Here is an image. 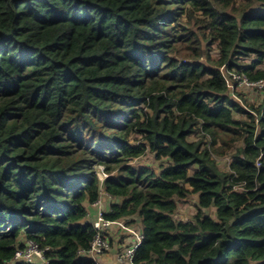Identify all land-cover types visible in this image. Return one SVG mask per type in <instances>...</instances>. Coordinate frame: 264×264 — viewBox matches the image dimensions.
I'll return each mask as SVG.
<instances>
[{"label": "trees", "instance_id": "1", "mask_svg": "<svg viewBox=\"0 0 264 264\" xmlns=\"http://www.w3.org/2000/svg\"><path fill=\"white\" fill-rule=\"evenodd\" d=\"M198 12L216 68L173 59ZM244 76L264 83V0H0V264H25L21 239L47 264H97L80 251L103 189L107 220L140 222L134 264H264V104L230 98ZM227 135L244 146L223 172ZM149 152L158 175L128 166ZM191 194L194 221L176 222Z\"/></svg>", "mask_w": 264, "mask_h": 264}, {"label": "rangeland", "instance_id": "2", "mask_svg": "<svg viewBox=\"0 0 264 264\" xmlns=\"http://www.w3.org/2000/svg\"><path fill=\"white\" fill-rule=\"evenodd\" d=\"M238 5L240 4V0H235ZM214 5L219 8V6L214 3ZM179 30H182V34H184L185 39L180 42L178 51L173 55V59L175 61L185 63H194L197 60L194 58L195 55L200 56L199 62L206 64L209 68H216L215 64H213L214 60L219 59V49L217 48V44H211L209 40L205 39V37L209 38L208 31L206 29V19L202 17L201 12L195 13V17L192 19H188L184 17L182 19L181 27L178 29V35ZM190 34H193L192 37H190ZM206 34V35H205ZM197 39V42L193 41ZM195 48H198V50H195ZM209 57L211 59H209ZM243 62V61H242ZM244 62L249 63V60H245ZM243 62V63H244ZM245 64V63H244ZM221 72H224V69H221ZM225 74V72H224ZM245 80H249L247 77H243L242 82H240V85L238 88L233 87V81H229L230 86V98L240 104L242 108H244L247 113L253 114L254 117L257 116L255 114V110H258L262 105L264 104V85L257 82L252 83L250 86H248L245 83ZM237 92L234 94L233 92ZM237 94H240L237 95ZM235 114V119L237 121H247V116L239 115L238 113ZM204 139V136H202V133L197 134L193 137H190L191 142H199ZM206 142V139H205ZM208 145L210 143V138H207ZM244 146V139H236L233 136H223V140L217 145V147L213 148L215 150V153L213 155L215 161L217 162L219 168L223 172H229L230 171V165L233 162V157L238 154L239 150L243 148ZM217 151V152H216ZM167 164V161L159 162L156 160L155 155L152 153H147L142 159H137L128 164V166L135 168L137 170L147 168L151 171H153L155 174H159L161 171V166H164ZM121 168L113 171L111 174L107 173L105 171V167H98L97 169V175L101 182H104L107 178L110 177H116L119 174V171ZM97 202H100V206H95ZM118 200L112 199L108 196V194L103 189V193L100 195L98 200L94 202L91 206L88 207V213L86 221H97L98 220V213L100 208L103 210L106 215L110 213L111 206L115 203H118ZM178 209L176 214L173 216V219L176 222H193L196 214L199 211V196L195 194H191L187 199L185 200H178ZM205 214L207 216L212 217L213 219L217 220L216 218V209L210 208L209 210L205 211ZM111 228L107 231H105V236L107 237V240L110 244V250L105 252L104 254H101L99 256H96L94 258H89L83 255V257H86L88 259L94 260L97 264H103L104 258L103 256L108 255L114 250V241L113 238L118 236H124L125 234L129 233L131 235L132 241L127 246H122L120 250H118L116 255V262L120 255H122L126 249L133 246L135 244L138 234L141 233V225L140 222L136 218H130V219H123L116 222H112ZM115 238V240H116ZM125 240V239H124ZM20 241V240H19ZM22 241V242H21ZM19 243H22L24 246L28 241L21 239ZM22 250L21 248L18 249ZM39 260V259H38ZM41 264H47V261L43 259V261L39 260L37 263ZM36 263V264H37ZM113 264V263H112Z\"/></svg>", "mask_w": 264, "mask_h": 264}, {"label": "built area", "instance_id": "3", "mask_svg": "<svg viewBox=\"0 0 264 264\" xmlns=\"http://www.w3.org/2000/svg\"><path fill=\"white\" fill-rule=\"evenodd\" d=\"M245 83L248 86L251 85L248 83V80H245ZM95 206H100V202H97ZM87 223L93 226L96 235L89 249L81 250L80 254L82 256L85 255L86 257L94 258L110 250V244L105 236V231L111 228L112 223L105 219V214L101 208L98 213V220L93 222L88 220ZM143 239L144 237L141 231V233L138 234L135 244L126 249V251L118 257L117 264H134L137 251ZM44 253L45 251L41 250L34 241H28L22 250L17 251L15 260L24 261L26 264H36L37 261H43V259H45Z\"/></svg>", "mask_w": 264, "mask_h": 264}, {"label": "crops", "instance_id": "4", "mask_svg": "<svg viewBox=\"0 0 264 264\" xmlns=\"http://www.w3.org/2000/svg\"><path fill=\"white\" fill-rule=\"evenodd\" d=\"M116 235H117V238L116 237L113 238L114 250L108 255L103 256L104 258L103 264H112V263L117 264L116 255H117L118 250H120L122 246H127L132 241L131 235L129 233L125 234L124 236H118V234Z\"/></svg>", "mask_w": 264, "mask_h": 264}, {"label": "clouds", "instance_id": "5", "mask_svg": "<svg viewBox=\"0 0 264 264\" xmlns=\"http://www.w3.org/2000/svg\"><path fill=\"white\" fill-rule=\"evenodd\" d=\"M248 83H250V84H252L249 80H248ZM258 83H260V84H263L264 85V83H262V81L261 82H257V84ZM257 167L258 168H260V163L259 162H257ZM103 193V192H102ZM101 193V194H102ZM85 222L87 223V221L85 220ZM87 224H90V223H87ZM91 225V224H90ZM92 226V225H91ZM93 227V226H92ZM94 229V228H93ZM141 246V245H140ZM24 248V247H23ZM23 248H21V249H23ZM18 251V250H17ZM17 251H16V253H17ZM15 260V259H14ZM19 262H24V261H19ZM25 263V262H24ZM26 264V263H25Z\"/></svg>", "mask_w": 264, "mask_h": 264}]
</instances>
